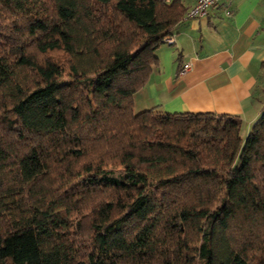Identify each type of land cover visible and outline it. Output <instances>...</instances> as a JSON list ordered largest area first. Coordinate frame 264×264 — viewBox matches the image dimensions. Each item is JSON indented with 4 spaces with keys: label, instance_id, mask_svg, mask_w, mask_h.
<instances>
[{
    "label": "trees",
    "instance_id": "trees-1",
    "mask_svg": "<svg viewBox=\"0 0 264 264\" xmlns=\"http://www.w3.org/2000/svg\"><path fill=\"white\" fill-rule=\"evenodd\" d=\"M187 13L0 0V264H264V110L134 111Z\"/></svg>",
    "mask_w": 264,
    "mask_h": 264
},
{
    "label": "crops",
    "instance_id": "crops-1",
    "mask_svg": "<svg viewBox=\"0 0 264 264\" xmlns=\"http://www.w3.org/2000/svg\"><path fill=\"white\" fill-rule=\"evenodd\" d=\"M182 1L188 12L197 3ZM172 37L160 45L134 111L232 116L249 134L264 110V0L219 1L203 17L186 15Z\"/></svg>",
    "mask_w": 264,
    "mask_h": 264
},
{
    "label": "built area",
    "instance_id": "built-area-1",
    "mask_svg": "<svg viewBox=\"0 0 264 264\" xmlns=\"http://www.w3.org/2000/svg\"><path fill=\"white\" fill-rule=\"evenodd\" d=\"M220 0H197L196 5L187 13V17H203L207 14L209 8L214 6ZM165 42L174 43L172 36H169L165 39ZM191 69L190 65L184 66L182 69V74L187 73Z\"/></svg>",
    "mask_w": 264,
    "mask_h": 264
},
{
    "label": "rangeland",
    "instance_id": "rangeland-1",
    "mask_svg": "<svg viewBox=\"0 0 264 264\" xmlns=\"http://www.w3.org/2000/svg\"><path fill=\"white\" fill-rule=\"evenodd\" d=\"M185 1V3L186 4H188V2H187V0H184ZM220 1H222V0H220ZM57 56V54H53L52 55V57L54 58V57H56ZM140 111H135V113H139ZM243 129V128H242ZM250 133V132H249ZM248 135V134H247ZM247 135L246 134H244L243 133V130H242V137H243V139H246V137H247Z\"/></svg>",
    "mask_w": 264,
    "mask_h": 264
}]
</instances>
